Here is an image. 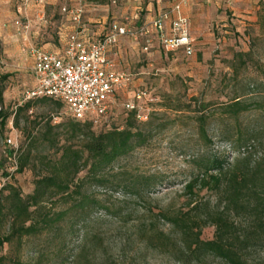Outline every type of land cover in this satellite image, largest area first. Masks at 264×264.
I'll use <instances>...</instances> for the list:
<instances>
[{
  "label": "trees",
  "instance_id": "trees-1",
  "mask_svg": "<svg viewBox=\"0 0 264 264\" xmlns=\"http://www.w3.org/2000/svg\"><path fill=\"white\" fill-rule=\"evenodd\" d=\"M257 25L264 31V6L257 14ZM249 61L250 51L234 52L227 62L231 71L228 82L234 89L226 102H208L202 97L184 100L183 94H165L161 100L154 96L158 104L143 105L146 120H140L138 110L127 111L122 127L108 124L96 128L89 121L73 119L57 125L52 124V118L30 121L27 114L35 103L52 102L57 109L63 106L49 98L25 100L12 113L0 109L1 126L12 117L19 129L23 121L20 131L25 143L7 153L8 158H14V172L29 170L33 175V189L27 196L9 183L0 190V264H43L50 262L49 256H67L68 247L97 221L94 216L100 206L83 192L87 181L99 187L109 185L139 199L149 193L159 177L116 171L114 165L175 128L192 127L204 145H211L207 131L210 121L235 125L238 138L233 145L240 155L231 162L224 155L214 154L195 160L197 173L184 186L190 210L174 216L160 213L170 233L155 230L149 237L145 233L141 236L154 248L173 245L176 264H256L250 256L264 251V156L253 159L255 147L249 143H261V133L252 131L244 137L240 117L252 111L264 114V94L246 86L236 90ZM7 78L0 76V104L1 86ZM222 139L229 141L228 137ZM50 151L56 155L51 156ZM82 172L85 176L80 179ZM203 191L214 201L199 198ZM193 214L199 215L191 218ZM206 227L214 228L208 241L201 239ZM39 237L46 238V245L35 250V262H23L20 254L24 241ZM56 264L64 263L59 259Z\"/></svg>",
  "mask_w": 264,
  "mask_h": 264
},
{
  "label": "rangeland",
  "instance_id": "rangeland-1",
  "mask_svg": "<svg viewBox=\"0 0 264 264\" xmlns=\"http://www.w3.org/2000/svg\"><path fill=\"white\" fill-rule=\"evenodd\" d=\"M255 1V0H254ZM46 2L39 6L43 12L40 34L44 38L51 34V19ZM253 7L259 6L255 13L256 22H248L241 31L240 40L234 39L232 46L227 47L223 54L218 53L216 63L208 69V73H202V79L195 82H187L185 85L175 82L169 85L171 95L183 94L184 100L192 97H202L205 101L213 103H224L232 96L234 86L228 82L231 71L227 68L234 52H251V61L247 63L246 69L239 76L238 88L246 86L249 91L256 90L264 94V31L257 25V14L264 6V0H256ZM23 9L15 13L13 5L0 6V76H8L3 82L2 103L0 109L6 113H12L15 108L25 102V94L34 86L32 72V60L27 53L31 44L29 31L30 24L24 18ZM10 14V15H9ZM11 16V17H10ZM219 16V15H218ZM10 34V35H9ZM6 35H9L6 37ZM31 45H30V44ZM40 48V46H38ZM219 52V51H218ZM150 86H144L139 90L151 93ZM167 93L159 95L161 96ZM158 104V103H155ZM127 111L124 108L111 112V127H122ZM114 114V115H113ZM31 120L41 118H52V124L71 120L67 109L62 106L57 109L52 102L35 103L28 112ZM241 129L244 137H249L252 131L261 133L258 137L261 143H249L255 147L253 159L257 160L264 156V114L249 112L240 117ZM23 121L19 129H16L10 117L4 126L0 125V190L6 184H12L20 190L23 196H27L33 189V175L29 170L22 174L14 172V158H8L7 153L18 150L25 143V137L21 133ZM31 129V125L29 127ZM98 132V130H95ZM208 136L212 139L211 145H204L197 137L192 127L175 128L162 136L153 139L145 148L136 150L127 158L121 159L114 167L123 169L131 174L157 175L158 181L148 194L139 199L124 195L109 185L99 187L87 181L83 192L98 202L100 208L87 231H83L80 237L68 247V255L59 258L64 264H176L172 256H176V248L171 245L168 248L152 247L147 244V239L141 236L145 233L147 237L152 231L161 230L165 234L170 233L167 224L160 220V213H168L171 216L182 214L190 210L188 196L184 192V186L196 175L198 166L195 160L201 157L224 155L228 162L240 154L233 145L238 138L233 123H216L210 121L208 125ZM229 138L225 142L222 138ZM11 139L12 144L6 141ZM224 146V147H221ZM216 147L218 149H216ZM55 156V151L49 152ZM4 174L10 177H4ZM85 172L79 175L83 179ZM199 198L204 201H214V197L203 191ZM199 214H193L194 218ZM160 220V221H157ZM154 226V227H153ZM214 228L206 227L202 230L201 239L204 241L213 238ZM46 238H31L24 241L20 259L23 262H35L36 249L46 245ZM7 251V248H5ZM50 257V262L43 264H56L59 259ZM255 263L264 264V251L250 256ZM206 264H221L217 261H208Z\"/></svg>",
  "mask_w": 264,
  "mask_h": 264
},
{
  "label": "crops",
  "instance_id": "crops-1",
  "mask_svg": "<svg viewBox=\"0 0 264 264\" xmlns=\"http://www.w3.org/2000/svg\"><path fill=\"white\" fill-rule=\"evenodd\" d=\"M46 1L52 23L51 34L45 38L40 34V28H36L43 19L41 8L33 5L31 0L23 9L24 18L31 26L32 45L29 44L58 56H63L66 41L72 34H76L85 45H91L102 38L112 24L132 29L150 26L149 44L145 43L146 39L135 40L126 36L107 49L106 58L112 65L111 70L132 78L128 87L115 95L111 112L133 103L135 93L145 85L150 86V94L158 98L164 92L170 93L169 85L174 81L182 85L200 81L202 73H208L212 63L217 62V54H223L221 52L232 46L230 38L234 42L240 40L241 31L249 26L246 24L256 22L255 13L260 9L259 6L253 7L256 0H235L232 6L225 0H81L82 22L74 25L60 12L65 5L63 0ZM4 4L13 5L15 13H20V0H0V6ZM176 5L180 6L181 14L189 23L191 56H186L183 49L171 53L163 51L159 33L152 27L154 22L166 16L163 27L169 34Z\"/></svg>",
  "mask_w": 264,
  "mask_h": 264
},
{
  "label": "built area",
  "instance_id": "built-area-1",
  "mask_svg": "<svg viewBox=\"0 0 264 264\" xmlns=\"http://www.w3.org/2000/svg\"><path fill=\"white\" fill-rule=\"evenodd\" d=\"M31 0H20L22 7ZM46 0H33L42 5ZM65 5L60 9L61 14L67 16L74 25H80L84 14L81 0H63ZM229 6L235 0H225ZM175 18L171 23L169 34H166L162 16L152 24L159 33L160 47L165 52H177L183 49L186 56L192 55V40L189 34L188 20L181 14L180 6L173 8ZM150 26L132 29L118 24H112L110 30L97 42L85 45L72 34L66 41L63 56L51 54L40 48H27L32 60V72L35 86L25 94V100L49 98L61 103L71 119L75 121H89L96 128L107 126L110 122L112 102L115 95L128 87L132 78L126 73L111 70L112 65L107 61L106 52L115 46L121 37L135 40L146 39L149 44ZM147 50V48H144ZM156 99L146 90H138L134 101L127 104L126 111L138 110L140 120H146L147 111L143 105L153 104ZM6 143L12 144L9 138Z\"/></svg>",
  "mask_w": 264,
  "mask_h": 264
}]
</instances>
